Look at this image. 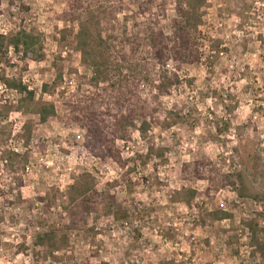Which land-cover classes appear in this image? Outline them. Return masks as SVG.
Wrapping results in <instances>:
<instances>
[{"label": "rangeland", "instance_id": "rangeland-1", "mask_svg": "<svg viewBox=\"0 0 264 264\" xmlns=\"http://www.w3.org/2000/svg\"><path fill=\"white\" fill-rule=\"evenodd\" d=\"M106 3L88 0L81 11H99ZM70 11L63 0H0V34L34 29L44 50L38 62H22L11 51L0 64V264H264L242 226L264 214V0L207 1L200 63H168L165 72L180 84L158 100V83L140 87L144 101H157L159 124L145 135L116 140L117 159L88 150L86 130L67 118L65 100L88 92L94 74L72 47L79 26L68 23ZM173 18L170 13L160 22L167 34ZM117 20L109 33L112 46L126 42L122 31L118 35L121 26L132 34L149 17L132 9ZM137 43L145 51V43ZM60 76L57 95L44 96L58 112L47 123L15 110L20 95L2 81H21L39 99L42 86ZM25 125L32 127L29 144ZM124 142L131 143L129 154ZM5 151L27 154L29 173L8 169ZM197 160L224 175L240 174L242 185L210 190L186 169ZM82 175L96 194L116 199L120 219L101 210L74 226L67 190ZM183 190L198 194L190 206L178 202ZM259 224L264 232V217ZM51 231L67 237L64 247L36 259L32 251L42 250L35 249V238Z\"/></svg>", "mask_w": 264, "mask_h": 264}, {"label": "trees", "instance_id": "trees-1", "mask_svg": "<svg viewBox=\"0 0 264 264\" xmlns=\"http://www.w3.org/2000/svg\"><path fill=\"white\" fill-rule=\"evenodd\" d=\"M71 11L68 23L78 24V33L73 35V49L80 55L85 65L94 70L92 78L87 82L90 87L84 95L78 91L65 101L69 109L67 114L70 123L77 124L87 132L86 148L104 159L119 158L115 148L116 140H129L132 134L138 132L147 134L154 124H159V108L157 101L150 104L140 97V87L143 84L158 83V95L155 99L170 94L172 89L180 84L175 75L168 76L165 68L170 62L193 66L200 63V47L203 39L199 31L202 26L203 9L208 0H106L101 10L87 13L81 7L88 0H63ZM136 9L141 15H148L149 20L142 26H134L132 34H128L126 26L120 28L126 42L121 41L112 46L109 33L118 23L117 17L129 10ZM173 13L168 30L160 27V22ZM111 16V18H108ZM64 19V18H63ZM153 20L156 21L153 24ZM66 21V19H65ZM67 22V21H66ZM119 24V23H118ZM111 28V29H110ZM141 29L140 33L135 34ZM145 29V30H143ZM106 35V38H105ZM65 40V37L63 38ZM115 40H119L116 38ZM128 41L131 42L128 44ZM145 43V51L140 52L135 46L137 42ZM136 43V44H135ZM139 45V44H138ZM129 52L116 57L118 50L128 49ZM13 52L22 62H38L44 58L41 36L34 29L20 28L6 34H0V64L6 63L10 52ZM10 66V63L8 64ZM4 85L17 92L20 99L13 107L19 113H32L40 118L41 123H47L57 117V107L54 102L44 100V96L55 97L62 88L60 76L52 84L42 86L41 95L30 90L21 81L2 78ZM65 96V93H62ZM10 108H2L3 111ZM23 135L26 143L32 141V127L25 125ZM151 154V153H150ZM8 169L25 171L28 155L14 151L3 154ZM196 178L209 184L210 190L236 183L242 185L240 174L224 175L209 161H195L186 167ZM93 183L88 175H82L75 180L73 186L67 190L70 202L74 207L70 212L73 224L78 220L87 222L93 212L104 210L107 216L114 215L117 219L123 215L117 208L116 199L111 195H98L94 192ZM178 202L190 206L198 194L192 190H183L176 194ZM264 214L255 219L243 220L242 226L250 236L253 255L264 258V232L259 229V221ZM229 219V218H225ZM67 237L60 232L51 231L35 238V249L32 256L38 259L48 258L44 250L51 255L60 251L66 243Z\"/></svg>", "mask_w": 264, "mask_h": 264}, {"label": "built area", "instance_id": "built-area-1", "mask_svg": "<svg viewBox=\"0 0 264 264\" xmlns=\"http://www.w3.org/2000/svg\"><path fill=\"white\" fill-rule=\"evenodd\" d=\"M123 145L124 146L122 147V150H125L127 152V154H129L131 149H133L132 146H131V143H125L124 142ZM56 147H59V146H56ZM131 157H134V153L133 152L131 153ZM115 165H117V164H115ZM30 170H31L30 167H26V172L29 173ZM119 172H120V170H119ZM59 189H60V191H63L62 190L63 188H59ZM124 227L127 228L128 227V223H124Z\"/></svg>", "mask_w": 264, "mask_h": 264}]
</instances>
